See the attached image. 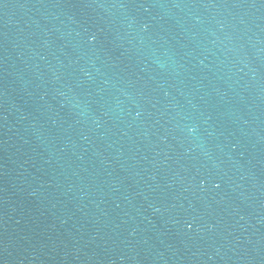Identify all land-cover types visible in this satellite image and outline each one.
Listing matches in <instances>:
<instances>
[{"label":"water","instance_id":"water-1","mask_svg":"<svg viewBox=\"0 0 264 264\" xmlns=\"http://www.w3.org/2000/svg\"><path fill=\"white\" fill-rule=\"evenodd\" d=\"M0 264H264V0H0Z\"/></svg>","mask_w":264,"mask_h":264}]
</instances>
